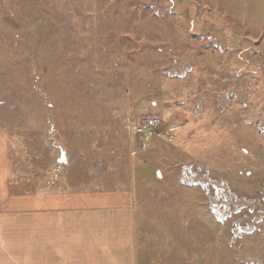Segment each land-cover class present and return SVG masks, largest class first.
<instances>
[{"label": "rangeland", "instance_id": "1", "mask_svg": "<svg viewBox=\"0 0 264 264\" xmlns=\"http://www.w3.org/2000/svg\"><path fill=\"white\" fill-rule=\"evenodd\" d=\"M261 122L264 0H0L11 190L131 191L142 264H264ZM189 162L247 198L258 230L234 237L180 182Z\"/></svg>", "mask_w": 264, "mask_h": 264}, {"label": "crops", "instance_id": "2", "mask_svg": "<svg viewBox=\"0 0 264 264\" xmlns=\"http://www.w3.org/2000/svg\"><path fill=\"white\" fill-rule=\"evenodd\" d=\"M0 131V264H142L131 191L13 192Z\"/></svg>", "mask_w": 264, "mask_h": 264}, {"label": "built area", "instance_id": "3", "mask_svg": "<svg viewBox=\"0 0 264 264\" xmlns=\"http://www.w3.org/2000/svg\"><path fill=\"white\" fill-rule=\"evenodd\" d=\"M210 40H213V38H210ZM173 69L174 71L169 70L170 77L185 78L190 73L192 74L194 67L191 63L182 64L179 68ZM159 123V118L153 116L144 125L139 124L136 127V134L141 136L143 143L152 141L156 134V126ZM258 126L259 130L264 134V122H261ZM180 182L183 185L200 187L204 191L218 220L222 223L224 221L233 223L234 237L239 238L242 234H251L258 230V224L261 223L262 218L256 215L250 216V213H244L246 206H242V203H246L248 199L236 194L227 180L215 177L208 165L201 162H189L182 165ZM256 201L250 200L249 202L254 203ZM220 212L224 216L219 214ZM249 212L253 213L251 208Z\"/></svg>", "mask_w": 264, "mask_h": 264}]
</instances>
